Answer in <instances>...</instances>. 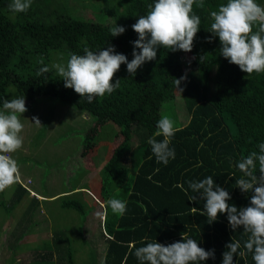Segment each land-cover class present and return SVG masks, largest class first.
Listing matches in <instances>:
<instances>
[{"label": "trees", "instance_id": "1", "mask_svg": "<svg viewBox=\"0 0 264 264\" xmlns=\"http://www.w3.org/2000/svg\"><path fill=\"white\" fill-rule=\"evenodd\" d=\"M10 2L0 0V102L19 96H24L26 102L45 95L51 103L68 102L86 110L94 116V124L83 136L81 178L92 175L104 162L99 181L94 184L95 192L74 186L56 198L62 208L80 215L82 224L76 238L70 227L53 230L51 238L37 242L35 249L28 244L32 258L21 264H76L74 243L90 242L83 225L95 208L92 201L104 208L102 235L106 236L103 260L100 262L95 252L94 261L89 262L92 264H139L130 249L146 241L168 244L180 240L182 233L196 239L205 250H214L215 259L203 264H222L225 245L232 239L240 240L243 246L247 236L242 228L233 231L224 214L209 223L200 214L204 204L200 194H196V201H190L180 187L187 189L189 180L212 176L216 184L229 191L230 204L238 208L247 206L251 196L235 185V178L243 175L235 163L258 151L257 145L264 142V73L247 77L220 55L218 37L208 41L212 36L207 30L212 22L210 12L226 0H204V8L194 5L193 12L200 16L201 25L190 52L159 48L156 59L145 62L134 76L122 64L113 80L120 79V87L91 103L73 89L65 88L52 65L65 63L73 53L83 55L85 47L97 51L108 45H114L116 52L131 61L132 41L138 38L131 25L147 13L154 0H98V7L92 8L94 15H102L101 21L81 16L75 6L64 0H33L26 13L18 14L9 11ZM257 2L262 4L264 0ZM116 24L125 27V32L113 37L110 29ZM184 57H190L186 64ZM45 67L49 72L38 74ZM182 76L186 79L178 88L174 82ZM179 95L190 119L175 127L169 145L175 150V158L164 165L157 163L147 141L162 117L163 103ZM52 109L53 106L51 113ZM85 188L92 195L90 200L84 198ZM29 193L20 180L0 193V205L6 207L8 215L16 207H23L17 242L25 238V233L32 232L28 229L31 225L37 227V235L47 228L38 227L35 218L47 197L36 191L32 196ZM6 196L10 198L8 204ZM110 198L126 201L123 216L106 207ZM3 224L0 232L5 231ZM7 233L8 247L13 248L14 254L22 253L23 250L17 253V242L15 246L10 242L14 232ZM235 264L254 262L248 254L237 256Z\"/></svg>", "mask_w": 264, "mask_h": 264}, {"label": "clouds", "instance_id": "2", "mask_svg": "<svg viewBox=\"0 0 264 264\" xmlns=\"http://www.w3.org/2000/svg\"><path fill=\"white\" fill-rule=\"evenodd\" d=\"M32 2L11 0L9 11L13 14L26 13ZM194 5L204 8V0H154L149 4L147 13L140 15L131 25L138 37L132 41L131 61L126 55L116 52L114 45L97 51L85 47L83 55L70 54L65 63H55L52 68L63 79L65 88L73 89L89 103L97 97L110 95L120 87V79H115V82L113 80L122 64H126L127 72L134 76L145 62L156 59L159 48L173 52L192 50L201 25L200 16L193 12ZM210 18L212 22L207 30L212 36L207 39L211 42L214 37L219 38L220 55L229 63L237 65L247 77L254 73H264V5L257 0H226L210 12ZM124 32L125 27L117 24L110 29L113 37ZM46 72H49L47 67L41 68L38 74ZM184 79L186 77L183 76L176 79V87L179 88ZM0 105L2 193L20 179L19 164L13 154L24 144L21 133L25 126L20 117L27 111V107L24 96L5 98ZM31 120L37 126L41 125L37 117ZM175 132L174 121L169 116L164 115L157 121L156 131L147 141L157 163L167 165L170 159L175 158V150L169 147ZM156 137L163 139L158 140ZM257 148L258 151L250 152L235 163V167L243 174L235 178L236 187L242 193H251L247 206L238 208L230 204L229 191L216 184L212 176L199 181L189 180L187 189L180 185L190 201H196V194H200L199 199L204 201L200 214L205 215L209 223L224 214L233 231L242 228L243 234L247 236L243 246L240 240L235 239L225 245L222 264H235L237 256L246 257L248 254H251L254 264H264V142L259 143ZM229 175L234 177L233 174ZM106 207L118 216H123L127 211L126 201L118 198H110ZM130 254L135 256L139 264H203L209 259H215L214 250H205L196 239L184 233L180 240L168 244L157 240L142 242L141 246L130 249Z\"/></svg>", "mask_w": 264, "mask_h": 264}, {"label": "rangeland", "instance_id": "3", "mask_svg": "<svg viewBox=\"0 0 264 264\" xmlns=\"http://www.w3.org/2000/svg\"><path fill=\"white\" fill-rule=\"evenodd\" d=\"M64 1L75 6L74 10L78 11L81 16L97 21L103 20L102 15H94L92 8L93 5L98 7V0ZM81 1L87 5L83 6ZM103 5L104 2L100 4V9ZM188 60L190 57H184L185 64ZM63 103L61 104L57 100L51 103L45 95L38 97L37 100L29 99L26 101L27 111L20 117L25 126L21 133L24 144L13 156L19 164V180L24 183L30 178L33 180V183L30 184L31 189L47 197L35 215L36 221H39L38 227L42 225L47 228L42 234L37 235L34 232L37 227L31 225L28 229L32 232L25 233V238L17 242L15 237L20 232L18 222L23 216L21 213L23 207H16L13 213L8 215L6 207L0 205V226L4 222L3 228L5 229L4 232H0V264H21L29 261L32 258V251L28 244L35 249L37 242L51 238L53 230L61 227H70L75 231L72 233L75 236L78 227L82 224L80 215L73 210L62 208L60 200L56 198L62 195L60 193L68 191L74 186L87 187L95 192L96 186L94 184L99 181L100 170L104 162L92 175L87 174L88 176L85 175L81 178V174H79L81 172L79 167L82 162L80 151L83 136L85 131L94 124V116L86 110L77 108L72 103ZM51 106H53L51 110L53 113L50 112ZM164 115L169 116L174 121L175 127L187 124L190 119L181 95L163 103L162 116ZM32 117H37L41 125L37 126L31 120ZM119 141L120 139L117 144H120L121 141ZM105 149L106 152L109 151V146H105ZM84 190L87 191L84 192V198L90 200L92 195L88 189L85 188ZM57 194L59 195L54 198H48ZM29 195L32 196L33 193H29ZM5 200L6 203H9L10 198L6 196ZM94 204V210L87 216L86 223L83 225L86 238L91 243H74L73 252L76 264H92L89 262L94 261L95 252L98 255L96 258L98 257L101 262L105 254L106 236L102 235L104 208L92 201V205ZM19 226L22 225L19 223ZM7 230L14 232L10 242L12 244L17 242V253L23 250L22 253L14 254L13 248L8 247L10 235H8Z\"/></svg>", "mask_w": 264, "mask_h": 264}, {"label": "built area", "instance_id": "4", "mask_svg": "<svg viewBox=\"0 0 264 264\" xmlns=\"http://www.w3.org/2000/svg\"><path fill=\"white\" fill-rule=\"evenodd\" d=\"M31 183V180H28L27 182H24L23 185L25 187H27L29 190H30V193H33L34 194V191L32 189L29 188V184ZM28 185V186H27Z\"/></svg>", "mask_w": 264, "mask_h": 264}, {"label": "crops", "instance_id": "5", "mask_svg": "<svg viewBox=\"0 0 264 264\" xmlns=\"http://www.w3.org/2000/svg\"><path fill=\"white\" fill-rule=\"evenodd\" d=\"M28 180H31L30 178H28ZM28 180H26L25 182H27ZM31 184V183H30ZM30 184H29V186H30ZM31 188V187H30Z\"/></svg>", "mask_w": 264, "mask_h": 264}]
</instances>
